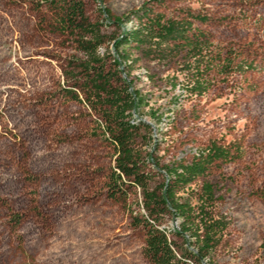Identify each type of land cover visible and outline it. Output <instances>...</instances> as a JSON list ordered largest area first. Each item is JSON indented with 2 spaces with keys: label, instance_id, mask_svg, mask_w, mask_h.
Masks as SVG:
<instances>
[{
  "label": "rangeland",
  "instance_id": "rangeland-1",
  "mask_svg": "<svg viewBox=\"0 0 264 264\" xmlns=\"http://www.w3.org/2000/svg\"><path fill=\"white\" fill-rule=\"evenodd\" d=\"M133 30L139 43L115 47ZM95 73L141 99L133 148L149 188L163 167L227 152L177 197L217 228L202 264H264V0H0V264H150L131 222L140 188L109 197L117 147ZM160 223L179 254L194 248L173 234L181 220Z\"/></svg>",
  "mask_w": 264,
  "mask_h": 264
},
{
  "label": "trees",
  "instance_id": "trees-1",
  "mask_svg": "<svg viewBox=\"0 0 264 264\" xmlns=\"http://www.w3.org/2000/svg\"><path fill=\"white\" fill-rule=\"evenodd\" d=\"M69 13L78 16L81 20L77 28L81 31L86 30V21L80 4L73 3ZM104 13L109 16L108 12ZM114 20L121 22L118 18ZM138 35L136 30L124 34L120 40L115 42V47L128 45L131 42L139 43ZM120 62L121 59L118 57L114 64L119 65ZM91 70L96 71L94 67ZM95 75L96 79L102 80L101 74L95 73ZM97 82L99 81L93 84L95 90L99 94L106 95L104 101L108 108L104 118L108 135L117 147L114 168L108 182L109 197L122 201L124 197L120 198L117 195L125 193L123 188L126 185L130 184L140 188L142 213L131 214V222L133 227H139L144 231L143 256L150 264H187V260L202 264L204 260L210 259L215 242L214 230L217 228L207 223L209 222L208 217L202 209H195L188 199H179L177 193L180 189L187 188L202 178L210 164L226 160L227 152L222 148L212 146L206 153L197 154L188 163L178 161L169 167H163L166 182L159 190L149 188L147 178L141 170L144 165L142 157L136 154L133 148L139 133L148 130V126L133 119V113L140 106L141 99L130 88L126 80L121 81V87L117 91L113 90L107 81L102 80L103 83L98 85ZM203 91L205 89L202 83L193 82L190 91L192 94L199 96ZM150 161L152 162L151 159ZM213 201L212 185L203 183L198 202L208 205ZM165 214H171L174 218L181 220L180 232L173 231V234L186 236V238L183 237L184 241L194 246L193 249L185 248L180 254L177 252L167 231L160 227L161 218ZM19 220V217H12V222L15 224L19 223ZM200 230L201 233H199Z\"/></svg>",
  "mask_w": 264,
  "mask_h": 264
}]
</instances>
